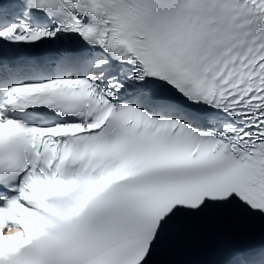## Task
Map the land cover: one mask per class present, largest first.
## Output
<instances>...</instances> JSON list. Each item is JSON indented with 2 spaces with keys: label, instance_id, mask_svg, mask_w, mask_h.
Instances as JSON below:
<instances>
[{
  "label": "snow or ice",
  "instance_id": "snow-or-ice-1",
  "mask_svg": "<svg viewBox=\"0 0 264 264\" xmlns=\"http://www.w3.org/2000/svg\"><path fill=\"white\" fill-rule=\"evenodd\" d=\"M0 264H264V0H0Z\"/></svg>",
  "mask_w": 264,
  "mask_h": 264
}]
</instances>
